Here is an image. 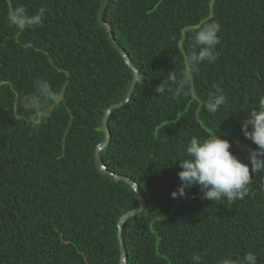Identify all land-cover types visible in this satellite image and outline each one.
I'll list each match as a JSON object with an SVG mask.
<instances>
[{
  "label": "trees",
  "instance_id": "16d2710c",
  "mask_svg": "<svg viewBox=\"0 0 264 264\" xmlns=\"http://www.w3.org/2000/svg\"><path fill=\"white\" fill-rule=\"evenodd\" d=\"M103 0H0V264H220L255 253L264 264V172L249 194L228 205L201 199L198 187L172 198L178 159L193 136L213 133L247 162L255 148L240 120L264 99V0H109L102 20L127 54L133 78L97 24ZM45 8L40 26L21 30L13 8ZM220 24L219 53L187 79L193 36ZM173 73L163 95L155 88ZM227 97L215 114L203 107L212 85ZM237 141L239 143H237ZM199 255V262L193 260Z\"/></svg>",
  "mask_w": 264,
  "mask_h": 264
},
{
  "label": "clouds",
  "instance_id": "9594fccd",
  "mask_svg": "<svg viewBox=\"0 0 264 264\" xmlns=\"http://www.w3.org/2000/svg\"><path fill=\"white\" fill-rule=\"evenodd\" d=\"M45 8L41 7L29 15L24 6L15 7L9 14L10 22L21 30L40 26L44 22ZM220 24L209 22L203 25L193 36V48L186 55L187 68L179 81L174 95H185L188 76L197 72L205 61L212 63L219 53L216 46L220 44ZM176 76L169 72L166 79L155 88L156 93L163 95L170 83H176ZM203 107L209 114H215L227 102L223 89L218 84L212 85ZM240 130L244 138L254 144L255 148H247V162L231 152V143L221 134L213 133L200 138L193 136L185 146L184 158L178 159L181 171L177 173L180 181L176 190L170 193L172 198L185 197L186 190L198 187L201 199L211 202L226 200L231 205L243 200L249 194V185L253 175L264 172V99L248 111V115L240 120ZM237 143H239L237 141ZM199 262L201 257L194 256ZM220 264H234L226 258ZM240 264H257L255 253L248 252L240 260Z\"/></svg>",
  "mask_w": 264,
  "mask_h": 264
},
{
  "label": "water",
  "instance_id": "95a60500",
  "mask_svg": "<svg viewBox=\"0 0 264 264\" xmlns=\"http://www.w3.org/2000/svg\"><path fill=\"white\" fill-rule=\"evenodd\" d=\"M108 1L109 0H103L102 3L100 4L98 12H97L96 21H97V24L99 26H102L105 29V31L107 32L108 38H109L112 46L118 52V54L121 56V58L123 59L125 65L132 70L133 78H132L131 83L129 85V88H128L127 92H126L124 100L122 102L118 103V104H114V105L109 106L108 109L106 110V112L103 115L101 126H102V130L104 132V140L96 147L95 153H94V156H93L95 158V165H96L97 169L99 171H101V172H106V168L101 163L100 157H98V156H99L100 149L103 148L106 145V143L108 142V139H109V134H108V131H107V128H106L107 117H108V115H109V113L111 112L112 109L121 107L128 101V99H129V97H130V95H131V93L133 91V88L135 86V83L139 80V76L137 74V71H136V69L131 67L132 65L129 62V58H128L127 54L115 42V40L113 39V36H112V34L110 32L109 26L102 20V17H101L102 16V12H103V10L105 8V5L107 4ZM110 175L115 180H117V181L122 180L128 186H130L132 188V190L135 192V194L137 196V199H138L137 207L133 211H130V212L122 215L119 218L118 223H117L116 238H117V242H118L117 247L119 249V264H124V262H125V254H124V249H123V247L121 245L122 243H121V239H120V229H121L124 221L127 218H129L131 216L133 217V215L138 213L143 208L144 204L142 202V197L138 193L136 185L134 184V182L132 180H130L129 178L122 177V176H118V175H112V174H110Z\"/></svg>",
  "mask_w": 264,
  "mask_h": 264
}]
</instances>
